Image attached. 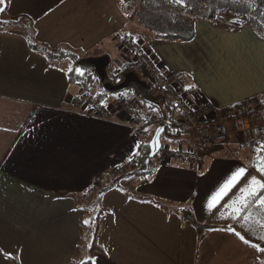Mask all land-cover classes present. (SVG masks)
I'll list each match as a JSON object with an SVG mask.
<instances>
[{
  "label": "crops",
  "instance_id": "1",
  "mask_svg": "<svg viewBox=\"0 0 264 264\" xmlns=\"http://www.w3.org/2000/svg\"><path fill=\"white\" fill-rule=\"evenodd\" d=\"M5 1L0 16L13 23L0 30V264L79 263L83 221L86 212L93 211L100 216L94 239L105 252L95 251L92 264H264V251L252 246L264 249V189L251 183L253 178L264 183L259 170L264 167V142L248 141L250 146L240 148L233 144L234 154L229 155L226 146L211 149L197 164L155 158L156 169L130 189L114 178V169L140 146L128 134L133 125L145 124L143 114L150 118L146 107H141L139 119L129 117L120 101L136 100L131 92L115 96L99 82H71L68 73L74 62L49 59L31 47L28 36L73 51L79 59L82 53L89 57L94 45L107 43L115 33L128 35L124 28L132 23L119 5L109 10L110 3L118 4L115 0H103L104 10L97 9L101 0ZM197 22L198 31L202 27L227 38L210 52L218 60H206V79L198 77L192 56L200 34L187 42L145 38L162 70L186 74L181 89L190 103L214 101L231 107L264 96V39L250 27L228 31ZM101 24L106 30L95 33ZM240 38L241 43L234 40ZM116 45L104 44L100 55L111 58L110 49L118 57ZM135 75L126 79L129 87L145 79ZM100 102L114 112L111 119L101 115ZM190 143L181 136L170 145ZM240 168L245 173L210 208L213 196ZM97 197L102 198L98 206ZM9 253L12 258H6Z\"/></svg>",
  "mask_w": 264,
  "mask_h": 264
},
{
  "label": "trees",
  "instance_id": "2",
  "mask_svg": "<svg viewBox=\"0 0 264 264\" xmlns=\"http://www.w3.org/2000/svg\"><path fill=\"white\" fill-rule=\"evenodd\" d=\"M116 1L123 15L126 18L135 19L138 24L137 27L141 26L142 28L139 27V29L145 31L144 33L138 31V37L140 38L143 36H145V38L152 36L153 38H163L171 41H190L194 39L196 35L195 22L198 20H205L215 27L228 31H240L250 27L264 39V0H179V2L178 0ZM6 8L7 5L3 12L6 11ZM12 23L13 21H6L4 16H0V30L7 28ZM28 37L31 47L43 51L49 59L60 60L69 58L76 64L68 73L71 82H85L91 85L99 82L107 87L108 91H111L120 83V81H114L112 77L102 79L92 68L81 66L78 54L75 52L66 49L54 51L45 45L33 42L30 34ZM130 38L133 37L130 35ZM129 72L131 71L124 69V79ZM133 87L136 88V100L141 107H146L144 111H147L150 117L162 120L177 119L179 112L156 86L146 79H141L140 82ZM102 95L103 93H98L97 97ZM142 114L141 112V115ZM145 116L146 115L143 114L142 117L146 126H148V137L140 144L134 153L133 157L138 161V166L133 169L131 173L151 172L153 157H151V160L148 162V167L146 169L144 168L147 165V159L150 157V141L154 137L158 125L151 124L150 118L144 119ZM163 133L172 134L175 138L182 136L181 129L177 126H166L161 133V140ZM254 141L256 143L264 142V138L252 140V142ZM96 222L98 232L100 225L99 211L96 214ZM192 223L200 227L196 221H192ZM90 251L92 252L91 257L82 260L80 264L85 261L87 264H92L95 251L105 252L103 247L97 243L96 239L93 240Z\"/></svg>",
  "mask_w": 264,
  "mask_h": 264
},
{
  "label": "built area",
  "instance_id": "3",
  "mask_svg": "<svg viewBox=\"0 0 264 264\" xmlns=\"http://www.w3.org/2000/svg\"><path fill=\"white\" fill-rule=\"evenodd\" d=\"M121 41L130 53L129 59L122 65L123 68L138 70L147 81L156 86L165 95L167 100L179 112V118L175 120H162L150 117L151 124L162 125L164 128L166 126H177L181 129L182 136L191 140L189 148L170 144L164 145L162 143L161 148L155 155L158 162L166 163L173 160H185L189 163L197 164L201 160L200 149L203 147L227 142L235 136L238 138L245 137V140L264 138V120L257 113V103L254 104V101L249 100L248 102L228 107L223 113L216 114L212 113V108L216 109L217 107L214 104L205 103L200 106H194L181 89L186 78L184 72L167 73L158 66L152 52L137 42V40L123 37ZM118 69V71L117 69L115 70L117 81H122L125 75L122 67ZM93 103L92 100H89V104L92 105ZM120 104V109L129 117L133 119L140 118L141 106L136 100L123 98ZM99 107L103 117L110 119L113 117L114 112L110 111V107L106 102H100ZM145 127L146 125L140 121L138 124L133 125L132 130L129 132L130 138L138 139L139 145L148 136V131ZM136 162L135 157H131L114 170L118 172L130 164L134 166Z\"/></svg>",
  "mask_w": 264,
  "mask_h": 264
},
{
  "label": "rangeland",
  "instance_id": "4",
  "mask_svg": "<svg viewBox=\"0 0 264 264\" xmlns=\"http://www.w3.org/2000/svg\"><path fill=\"white\" fill-rule=\"evenodd\" d=\"M102 2H103V0L99 1V3L96 1V4L98 6L97 9H99V10H102L103 9L102 8L103 6L101 5ZM115 2H116V0H115ZM110 4H111L110 5V9H109L110 11L113 10V9H117L118 8L117 7L118 4H113V3H110ZM126 19L128 21H130L132 23V25H129L130 26L129 28L127 26L124 29L126 31H128L127 34H130L133 38H130V35H125V34H122V33H119L118 32V33H115L112 37H110V39H108V41H107V43H109L111 41H115L116 42V44H117L116 45V48H117V51L119 53L118 57H120V58H118L117 57V54L114 55L110 51V49L107 50V51L110 52L111 58L109 57L110 58V62H109V64L106 67V69L108 68L107 71L109 73L108 74L105 73V78L112 77L114 81H117L118 78H117V75H116L115 71L114 72H110L109 71L110 68L117 69V71H118L119 70L118 68L122 67L123 73H124V68H123V66L121 64L122 63L121 60H124V59L125 60H128L129 57H130V53H129L127 47L121 41L123 39V37L129 36L128 39H130V40H134V38H135V40H137V42L141 43L144 47H147L146 46V41H145V36H143L144 38L143 37L142 38L138 37V33H139L138 31L139 30L137 31V29H136V27L138 25L137 24V21L135 19L133 20L132 18H130V19L129 18H126ZM198 21H200V20H198ZM197 23L198 22L196 21L195 22V29H196L195 38L197 36V33H198V35L200 34L201 37L199 38V42L192 49V52H194V54H192L191 50H190V53L192 54V56L194 58L193 60L196 61L195 64H197V66L195 67V70H196V72L198 74V77L200 79H202V78H205V77H203V75L206 76V73H205V70L207 69L206 68V65H207V61L206 60H208V61H211L212 60L215 63L218 60V58L216 56H214L213 54L210 53L213 49L214 50L216 49V42H218V41H227V38H225V39L224 38H221V37H219L216 34V32L214 30H211L210 31L208 29H203L202 27H200V31H198V29H197ZM139 27L142 28L141 26H139ZM92 29H94V28H92ZM105 30H106V26L104 24H101L99 26V28H97L95 30V33H98L99 31H102L103 32ZM140 31H142V33L145 32L143 29L140 30ZM30 35H31V38H32V41L33 42L40 43V44H43V45H47L48 48H50L51 50H54V51H57V50L60 49V48L57 49V48L53 47V44L50 42L49 37H48V40H49L51 46H48V44L46 43V41H47L46 39H45L46 41H44V40L41 41V40H39L37 38V35H35V34L33 35L32 33ZM119 35H120V37H119ZM234 40L237 41L238 43H241L242 41H244L242 38H240L238 40L237 39H234ZM105 41L104 42H99L98 44L94 45L93 46V49L91 48V53H90L91 55L88 54L89 57L90 56H93V57L103 56V55H100V54L104 53L103 47H104V44L105 45L107 44ZM178 41H180V42H187V41H184V40H178ZM229 42H233V39L229 40ZM184 46H185V48L187 50L189 49V47H191V46H188L187 43ZM28 51H30V53H32L31 51H33V53H36L35 50H28ZM42 55H43V53H42ZM86 56H85V53L84 54L82 53L81 56L79 57V61L81 59H83V58H86ZM28 58H29V56H28ZM66 61L71 62V60L69 58H67ZM49 62H51V60ZM116 62H120L118 64H121V65L120 66L117 65L118 68L117 67H112V66H115L116 65ZM51 63H54V62L52 61ZM208 64H210V63H208ZM26 67H27V65H26ZM73 67H70L69 69H71ZM198 67L200 69H198ZM92 69L94 70V68H92ZM130 71L131 72L128 73V76L134 75L136 77L135 74L138 72V70L133 69V70H130ZM210 72H211V74H213V71L212 70H210ZM138 73L141 75L140 72H138ZM232 74L235 75V73H232ZM190 76H193V75H190ZM190 76L188 78L189 81L192 80V78ZM125 80H126V78L124 80L120 81V83H118L117 85H121V84L125 83ZM215 80H216L215 82L213 81V87L214 88H216L218 86V84H219V82L217 81V79H215ZM207 83L209 85V88H207V89H210L211 88L210 87L211 86V83L208 80V78H207ZM229 85H230V83L228 85H225V86H222V87H219V88L229 87ZM214 90L215 89H213V92H216ZM127 91L131 92V96L133 95V97L136 98V88H134V87L133 88L132 87H129V88H126V89H122L120 91H115V92L114 91H105V92L107 94H109V95H115V96H119L120 93L125 92V95L128 96ZM198 92H199V89H198ZM202 92H204V91H202ZM122 98H124V97H122ZM249 100L254 101V104L257 103V113L260 116H262V119L264 120V96L251 97V98L247 99L244 102H248ZM211 102L213 104H215L214 101H210V103ZM217 106L218 107H216V109L212 108V113L213 114L223 113L224 111H226L228 109V106L227 107H220L219 105H217ZM124 133H125V131H124ZM128 137H129V134H128ZM174 137L175 136H173L172 134L163 133V136H162L163 144L164 145L173 144V138ZM241 137H243V136H241ZM239 139H242V140L244 139V141L239 140ZM235 140L238 141V142H234ZM248 141L252 142V140H247L246 141L245 140V137L238 138V137L235 136V137H233L231 140H229L227 142L217 143V144H214V145H211V146L203 147L202 149H200V155H201L200 156L201 157L200 162L202 161V159H204L206 157L207 154H210L211 149H214L215 150V149H217L219 147L222 148V147L226 146L225 147V150H224V153H226V154L229 155V154H232L234 152V147H235L234 145H236L237 147H239V146L242 147L243 145L244 146L245 145L250 146L251 143L248 144L247 143ZM235 143H237V144H235ZM210 147H212V148H210ZM186 148H189V147H186ZM137 166H138V161L134 164V166L130 164L129 166L125 167L124 169L122 168L121 170H119L118 172L115 173L114 178H116L118 180H121L122 179L123 180L122 183L124 185L128 186L130 189H133V183L137 182L139 179H144V177H148L151 174V172L153 171V169L154 168L156 169V167L158 166V162L156 161L155 157H153L151 172H149V173H145V172H142V173H131L133 171V169H135ZM101 200H102L101 197L100 198L97 197L95 199V205L96 206L100 205L101 204ZM88 213H89V215H88ZM95 214L96 213L94 211L93 212H86L84 222L85 221H89V223L88 224H85V233H84L83 240H82L83 247L81 249V254L83 252H84V254L81 255V260L79 261V263H76V264H80L82 260L91 257L92 252L90 251V248L89 247H91V245L93 244V240H94V238L96 236V230H97V222H96V215ZM223 222L225 224H228L225 221H223Z\"/></svg>",
  "mask_w": 264,
  "mask_h": 264
},
{
  "label": "water",
  "instance_id": "5",
  "mask_svg": "<svg viewBox=\"0 0 264 264\" xmlns=\"http://www.w3.org/2000/svg\"><path fill=\"white\" fill-rule=\"evenodd\" d=\"M5 5H6V1H5V4H3V6ZM109 62H110V58L108 55H103L100 57L90 56V57L83 58L79 61L81 66L88 67V68H94L96 71L95 73L102 79L105 78L106 67L109 64ZM128 78L129 76L127 74L126 79ZM126 82L127 80H125V83L121 85H116L112 90L117 91L123 88H128L130 85H128ZM163 131H164V127L162 125L158 126L154 137L150 141V146H151L150 157L147 159V165L145 166L144 169L148 167V162L151 160V157H155L156 153L161 148L162 146L161 133ZM188 218L195 222V219L193 216L189 215Z\"/></svg>",
  "mask_w": 264,
  "mask_h": 264
},
{
  "label": "snow or ice",
  "instance_id": "6",
  "mask_svg": "<svg viewBox=\"0 0 264 264\" xmlns=\"http://www.w3.org/2000/svg\"><path fill=\"white\" fill-rule=\"evenodd\" d=\"M179 2V0H178ZM5 4V0H0V5ZM4 9L0 7V11H3ZM260 171L264 172V167H261L259 169ZM246 169L240 168L237 170V172L228 180L226 183L222 186L219 192H217L213 198L212 202L209 203V207L211 208L213 206V202H218L224 195L227 194V192L230 190V188L238 181V179L245 173ZM253 185H258L260 189H264V183L257 181L255 178H253L252 182ZM245 191V190H242ZM250 195H255L254 192L250 193ZM261 204H264V199H262ZM85 224H88L89 221H85ZM229 231H234L232 229H228ZM236 235H240L239 233H235ZM240 239L243 240L245 243H248L247 240L244 239L243 236H240ZM253 247H256L259 251H264V249H260L258 245H252ZM6 258H12L11 254H6ZM82 264H87V262H82Z\"/></svg>",
  "mask_w": 264,
  "mask_h": 264
}]
</instances>
